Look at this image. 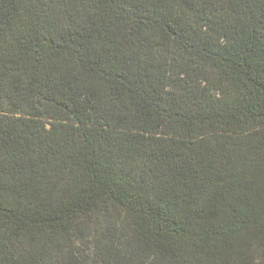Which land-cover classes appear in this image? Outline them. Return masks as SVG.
<instances>
[{
  "label": "trees",
  "instance_id": "trees-1",
  "mask_svg": "<svg viewBox=\"0 0 264 264\" xmlns=\"http://www.w3.org/2000/svg\"><path fill=\"white\" fill-rule=\"evenodd\" d=\"M0 264H264V0H0Z\"/></svg>",
  "mask_w": 264,
  "mask_h": 264
}]
</instances>
